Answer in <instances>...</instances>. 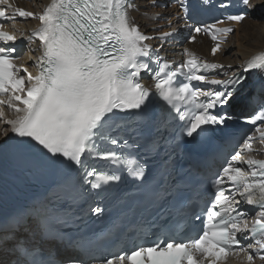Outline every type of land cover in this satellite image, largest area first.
I'll use <instances>...</instances> for the list:
<instances>
[{
  "label": "snow or ice",
  "instance_id": "1",
  "mask_svg": "<svg viewBox=\"0 0 264 264\" xmlns=\"http://www.w3.org/2000/svg\"><path fill=\"white\" fill-rule=\"evenodd\" d=\"M176 2L171 19L153 13L170 30L156 27L152 35L132 15L139 11L135 0H49L39 13L0 0L6 6L0 18L11 10L38 21L26 39L40 50L31 72L15 62L16 35L0 30V118L5 107L15 114L0 130V264H225L241 253L247 264L256 256L264 261V159L258 158L264 155V53L232 75L188 47L179 59L161 55L166 43L177 42L180 21L187 43L194 33L211 34L213 56L221 50L217 33L235 31L217 27L222 19L189 23L191 0ZM149 7L160 5L152 0ZM219 7L230 22L264 21V0H220ZM253 71L262 74L255 99L242 96L244 73ZM155 102H162V114H150ZM241 105L251 108L250 127L231 152L221 154L204 180L191 169L182 174L177 136L196 140L214 126L227 127L237 119L229 109ZM31 157L62 179L19 204L4 173ZM153 159L167 177L153 189L154 219L126 223L118 216L95 239L67 236L68 209L83 193L103 199L125 173L143 184ZM88 211L102 216L105 209Z\"/></svg>",
  "mask_w": 264,
  "mask_h": 264
},
{
  "label": "bare ground",
  "instance_id": "2",
  "mask_svg": "<svg viewBox=\"0 0 264 264\" xmlns=\"http://www.w3.org/2000/svg\"><path fill=\"white\" fill-rule=\"evenodd\" d=\"M142 1V0H141ZM152 1V0H151ZM49 2V0H31L30 3H23V6H26L30 9L39 10L44 5H46ZM145 2L137 1L136 4L139 7V10L142 12H145V9L143 10V5ZM145 8V7H144ZM150 11V10H149ZM146 16L151 15L148 12H145ZM159 13V12H158ZM153 18L155 17L152 15ZM143 16H137V22L140 23L142 26V30H148L150 28H155L158 23L153 22V18L146 19ZM250 20H256L251 19ZM249 22V20H245L241 23L240 26L237 28L236 34H240V39L236 42L233 41V36L230 37L227 44L225 45L223 51L220 55H217L214 60L219 61L223 63L224 65H230L231 66V72L236 73L239 71L238 66L242 65L244 62L249 60L253 55L257 53L264 52V23L259 22L256 20V23H250V26L246 28L245 23ZM244 24V25H243ZM27 25H30L28 23ZM146 25V27H144ZM234 34V33H233ZM235 47L233 49L230 57H225L224 54L230 49V47ZM186 47L190 48L196 55H206L208 52V45L206 44V40L203 38H197L196 41L192 45H187ZM231 47V48H232ZM30 52L37 53V49L35 46L30 45L28 47ZM180 52L176 53V56H179ZM29 60L26 59L25 62H28ZM30 66H32V63H29ZM8 115H11L12 113L8 112Z\"/></svg>",
  "mask_w": 264,
  "mask_h": 264
},
{
  "label": "rangeland",
  "instance_id": "3",
  "mask_svg": "<svg viewBox=\"0 0 264 264\" xmlns=\"http://www.w3.org/2000/svg\"><path fill=\"white\" fill-rule=\"evenodd\" d=\"M143 2H145L144 3V5H143V10L147 7L148 8V13L151 15L154 11H153V9H149V7H148V2L147 1H150V0H142ZM141 0H140V2H142ZM145 7V8H144ZM150 10V11H149ZM155 16V15H154ZM151 17L153 18V16L151 15ZM249 20V22H246L245 23V26H247L246 28H248L249 26H250V23H253V22H255L256 23V20H250V19H248ZM259 22H262V23H264V21H260V20H258ZM244 25V24H243ZM241 37H240V34H234V36H233V41H237V40H239ZM241 40V39H240ZM232 47V46H231ZM230 47V49L224 54V56L227 58V57H230L231 56V53H232V51H233V49H235V47H232L231 48Z\"/></svg>",
  "mask_w": 264,
  "mask_h": 264
}]
</instances>
